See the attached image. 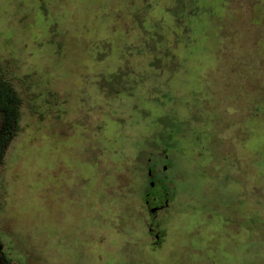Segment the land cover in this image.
I'll return each mask as SVG.
<instances>
[{
    "label": "rangeland",
    "instance_id": "rangeland-1",
    "mask_svg": "<svg viewBox=\"0 0 264 264\" xmlns=\"http://www.w3.org/2000/svg\"><path fill=\"white\" fill-rule=\"evenodd\" d=\"M0 75L10 264H264V0H0Z\"/></svg>",
    "mask_w": 264,
    "mask_h": 264
},
{
    "label": "trees",
    "instance_id": "trees-1",
    "mask_svg": "<svg viewBox=\"0 0 264 264\" xmlns=\"http://www.w3.org/2000/svg\"><path fill=\"white\" fill-rule=\"evenodd\" d=\"M21 99L6 78L0 75V166L4 151L19 130ZM10 259L0 249V264H10Z\"/></svg>",
    "mask_w": 264,
    "mask_h": 264
},
{
    "label": "flooded vegetation",
    "instance_id": "flooded-vegetation-1",
    "mask_svg": "<svg viewBox=\"0 0 264 264\" xmlns=\"http://www.w3.org/2000/svg\"><path fill=\"white\" fill-rule=\"evenodd\" d=\"M164 168H165V166H162V169H164ZM146 173H147V175H150V173H151V168L150 167L147 168ZM153 183H154L153 180L149 181V185L150 186H153L154 185ZM143 201H144L145 204L149 203L148 193H145V199ZM154 209H155L154 207H149L148 211H153Z\"/></svg>",
    "mask_w": 264,
    "mask_h": 264
}]
</instances>
